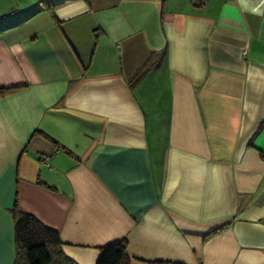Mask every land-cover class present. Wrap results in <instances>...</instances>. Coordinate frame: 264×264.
<instances>
[{"label": "crops", "instance_id": "crops-1", "mask_svg": "<svg viewBox=\"0 0 264 264\" xmlns=\"http://www.w3.org/2000/svg\"><path fill=\"white\" fill-rule=\"evenodd\" d=\"M260 153L264 0H0V264L16 201L76 264H264Z\"/></svg>", "mask_w": 264, "mask_h": 264}, {"label": "trees", "instance_id": "trees-1", "mask_svg": "<svg viewBox=\"0 0 264 264\" xmlns=\"http://www.w3.org/2000/svg\"><path fill=\"white\" fill-rule=\"evenodd\" d=\"M154 57L158 56L154 55ZM159 62L158 60L154 65L148 64L141 69L130 80L131 87L137 85L143 76ZM15 89H7V91ZM260 155L264 158L263 153ZM13 222L16 246L15 264H76L63 254L62 241L58 231L45 226L34 216L21 212L18 209L17 201L13 210ZM97 264H130L127 255V242L123 240L103 247ZM160 264L176 263L161 262Z\"/></svg>", "mask_w": 264, "mask_h": 264}]
</instances>
